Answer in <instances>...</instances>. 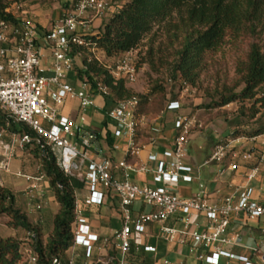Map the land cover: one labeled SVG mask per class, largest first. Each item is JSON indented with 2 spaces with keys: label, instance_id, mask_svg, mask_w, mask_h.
I'll return each mask as SVG.
<instances>
[{
  "label": "built area",
  "instance_id": "built-area-1",
  "mask_svg": "<svg viewBox=\"0 0 264 264\" xmlns=\"http://www.w3.org/2000/svg\"><path fill=\"white\" fill-rule=\"evenodd\" d=\"M76 1L75 11L64 14L48 33L43 34L44 39L52 46L53 63L50 77L44 74L38 51V38L42 34L40 27L31 19L16 17L8 9L5 13L12 15L17 23L0 20V110L12 121L26 125L34 131L38 136V143L43 141L53 151L55 148L60 149V169L65 175L82 181L89 193L83 202L75 199L74 247L85 250L88 264H129L127 257L132 251L133 234L142 235L149 225H163L177 214L189 217L194 213L203 214L209 221L205 232H178L169 227H163L162 232L168 239H173L178 234L189 235L197 247L230 244L226 234L232 214L244 213L251 219L264 217V203L255 201L253 189L248 187L238 196H229L217 205L209 204L208 195L204 190L189 199H183L174 192L175 187L191 184L194 175L199 174V169L187 163V149L196 124L195 119L176 116L174 129L177 136L172 146L161 156L152 154L148 157V162L153 164V167L100 157L91 138L82 134L81 125L86 122L84 114L88 108L95 105L94 97L99 95L108 100L110 93L101 85L92 91L89 84L82 83L80 90H77L67 82L69 75L74 72L76 59L81 58V55H71V45L87 49L92 58L99 61L115 80L124 81L127 85H134L138 80L140 57L137 50H132L117 58H104L107 60L104 63L100 59L102 53L90 40L93 36V32L90 33V23L93 19L102 18L110 10V5L107 0ZM90 14L93 17L89 16ZM69 100L79 101L82 112L80 125H75L59 110V107ZM109 103L111 108L106 117L109 120L111 135L125 142L127 157L140 159L145 149L139 142L145 119L140 114V99L133 97ZM181 108L178 101H173L168 104L167 110L177 113ZM43 122L49 125V129L45 128ZM9 125L10 121L7 127ZM6 131L0 129V187H3L1 173L11 172V163L17 151L24 149L31 142L28 135H11L10 141L5 142L3 137ZM158 132V129H153V134ZM261 140L264 141V134L249 139L237 137L220 141L206 165H222L226 160L232 159L235 162L227 168L230 172H237L252 165L246 175L247 181L252 182L264 170V151L238 152L236 147ZM156 141L154 137L149 140L152 145H155ZM41 168L39 167L36 175H15L28 183L26 193L31 201L42 196V184L48 179ZM139 173L152 175L154 186L132 182L131 176ZM110 194L119 200L123 219L122 229L117 231L114 237L118 257L108 260L95 259L97 245L101 244L107 248L111 240L101 239L93 232L85 209L102 206ZM138 202L148 209V212L136 211L134 206ZM37 209L42 208L38 205ZM29 239L31 242V236ZM137 251H140L139 247ZM143 251L154 253L156 249L144 247ZM21 253L28 264H37L38 256L32 246L26 247ZM223 257L236 258L218 248L212 256L200 259L208 264H219V259ZM236 259L242 264H254L248 258ZM67 264L76 263L74 259H70Z\"/></svg>",
  "mask_w": 264,
  "mask_h": 264
},
{
  "label": "trees",
  "instance_id": "trees-1",
  "mask_svg": "<svg viewBox=\"0 0 264 264\" xmlns=\"http://www.w3.org/2000/svg\"><path fill=\"white\" fill-rule=\"evenodd\" d=\"M122 6L103 23L99 32L90 40L96 45L105 59L117 58L132 50L156 28L162 27L166 34L167 49L173 54V61L165 63L163 48L155 51L151 46L148 63L154 72H158L157 62L172 70L175 81H181L191 88H197L201 78L218 54L225 48H237L240 42L247 41V50L236 64V83L222 85L215 93L214 108L239 105V115L256 119L264 112V0H121ZM7 4L0 0V20L17 23V20L5 13ZM71 55H81L82 66L75 65L76 79L89 84L91 90L100 85L109 93L108 101L118 102L138 97L141 106L147 104L155 92L163 93L156 86L150 95H137L124 81L115 80L108 70L91 53L82 47L71 45ZM246 103L250 107L245 106ZM261 127L252 137L264 134V113ZM10 121L9 127L7 123ZM0 129H6L10 135H28L31 142L25 146L32 148L30 153L41 160L59 212L54 216L52 229L46 242L39 227L34 226L27 215L19 208L16 195L7 187H0V221L8 218V226L22 230L31 236L32 247L38 260L37 264H67L69 251L74 246V207L76 190L85 188V184L73 176L65 175L59 166L58 154L43 141L38 143L37 134L29 127L18 124L0 110ZM84 136L98 140L100 134L83 131ZM236 135V133L234 134ZM111 147L113 139L109 132L105 136ZM32 146V147H31ZM22 241L15 237L0 238V264H19L22 259Z\"/></svg>",
  "mask_w": 264,
  "mask_h": 264
},
{
  "label": "crops",
  "instance_id": "crops-1",
  "mask_svg": "<svg viewBox=\"0 0 264 264\" xmlns=\"http://www.w3.org/2000/svg\"><path fill=\"white\" fill-rule=\"evenodd\" d=\"M63 12L64 10L54 14L52 26L62 18ZM42 27L46 28V25H40L41 29ZM98 32L99 30H96L92 35L95 36ZM38 51L41 57L42 67L45 70L44 74L50 77L52 75L51 67L53 63L52 46L44 39L43 34L38 38ZM76 65L77 67L82 66L81 58L76 59ZM67 82L75 89L80 90L81 83L76 79L74 72L69 75ZM94 100L95 105L86 110L84 114L86 122L81 126L83 131H94L100 134L98 140L91 138L96 153L100 157H110L115 161L125 160L128 164L133 165L148 164L153 167L154 165L148 162V157L152 154L161 156L166 149L172 146V142L177 136V131L174 129L175 118L177 115L184 116L181 110L177 113L170 112L167 113L166 120L157 119L149 127L143 125L144 128L147 127L145 129L147 137L141 138L139 134V142L145 149L140 159H136L127 157L125 142L115 139L111 135L109 120L106 117L107 111L111 108L109 101L99 95H96ZM61 107L62 109L60 112L62 115L70 118L75 125L81 124L80 119L82 112L79 101L69 100ZM200 127L201 126H199V128ZM154 128L158 129L159 132L153 134ZM107 132L110 133L113 139V145L111 147L107 144L105 139ZM191 136L190 138L192 139ZM151 137L156 138L157 141L155 145L150 144L149 140ZM227 140H230V138ZM220 141L222 140L218 142ZM218 142H216L214 146H208L203 142L191 141L189 143L187 149V163L193 168L199 169V174L194 175V180L191 184H181L175 187L173 189L174 192L183 199H189L201 190H204L208 195L209 204L217 205L229 196H238L248 187L253 189V199L259 203H264V170L261 171V174L255 180L248 182L246 175L248 168L252 165H249L248 168H241L237 172H230L227 170L228 166L235 162L232 159L226 160L222 165H206V162ZM236 151H264V141L247 142L241 147L237 146ZM15 166L13 159L11 167ZM37 172L28 175H36ZM17 173H21V171L17 170ZM17 173H15V175ZM16 178L19 181L18 183L13 185H6L3 183V187L9 188L16 195L19 208L23 210L34 226L39 228L41 225V228L49 226L60 208L55 202L54 194L50 189L48 179L42 184V196L35 201H31L26 193L28 183L22 178ZM152 178V175L144 173L131 176V180L134 183L154 186ZM75 195L76 198L83 202L89 193L85 187L84 189L76 190ZM47 201H49V203H47ZM38 205L41 206V210L37 209ZM134 208L136 211L148 212V209L143 208L142 204L139 202L135 204ZM85 211L93 232L101 239L108 238L111 240V244L107 248L102 247L101 244L97 245L94 258H103L104 260L114 257L117 258L118 251L116 249V240L114 237L115 233L121 230L123 226L119 200L110 194L106 197L102 206L88 207ZM208 225L209 221L207 218L203 214L198 213H194L189 217L177 214L163 225L151 224L147 227L144 234L132 235V251L127 257V261L129 264H165V262L169 264H208L200 258L212 256L219 248L236 258L244 257L250 259L254 264H264V217L251 219L244 213L232 214L226 234V238L230 241V244L226 245L212 244L208 247H197L189 235L183 236L178 234L173 239H168L162 232L163 227H169L178 232H205ZM0 228L4 230V233L0 234V238L2 239L9 237L18 238V234L24 232L22 230H15L7 224L3 225L1 221ZM24 234L28 236L26 232H24ZM138 247L140 251H137ZM144 247H152L156 249V252L145 253L143 251ZM69 257L70 259H74L76 264H88V260L85 257V250L81 247L73 246L69 251ZM236 258H220L219 264H242Z\"/></svg>",
  "mask_w": 264,
  "mask_h": 264
},
{
  "label": "rangeland",
  "instance_id": "rangeland-1",
  "mask_svg": "<svg viewBox=\"0 0 264 264\" xmlns=\"http://www.w3.org/2000/svg\"><path fill=\"white\" fill-rule=\"evenodd\" d=\"M7 4V9L14 13L16 17L23 19H31L39 27L40 25H46V28L41 29L42 34L48 33L52 29L54 22V14L61 12L69 14L76 9V0H4ZM110 5V10L105 15L98 19H93L90 23V33L101 28V25L108 21L110 17L116 12V10L122 6L121 0H107ZM17 5V6H16ZM89 16H92L90 14ZM90 20V18L88 19ZM247 41L240 42L237 48H225L223 54H218L214 61L209 64L208 68L204 72L199 86L197 88H191L185 85L181 81H175L172 77V70L167 65H160L157 62L158 72H154L148 63V52L150 47L153 46L155 51L160 47L164 49L163 55L158 54L155 56V60L162 57L165 63H171L173 61V54L170 49H167V39L165 31L162 27L156 28L155 31L149 35L139 46L137 52L140 57L139 62V76L134 85H127L137 95H150L153 93L156 86L162 87L165 91L163 93L155 92L151 95L147 104L140 108V114L145 118L144 124L149 127L155 120H166L168 104L173 101H178L181 104V111L183 115L188 118H196V124L192 132V139L190 142H203L206 145L214 146L219 140L226 141L227 139H233L237 137H245L247 139L253 136V133L261 127L259 120L262 118V114L256 119L243 118L239 115L238 104H232L225 108H214L213 103L216 101L215 93L217 89H220L222 85L232 86L236 83V64L244 57L247 50ZM100 59L107 62L104 56L101 54ZM247 107H250L249 103H246ZM62 107H59L61 111ZM264 121V119H263ZM264 124V122H263ZM46 129H49V125L43 122ZM199 126H201L199 128ZM146 127V128H147ZM146 128H141V138L147 137L145 133ZM236 133V135H234ZM11 135L6 131L3 140L5 142L10 141ZM32 147V146H31ZM32 148L19 149L14 157V166L11 167L10 173H1L2 182L6 185H13L18 183V179L15 173L21 171L22 174H35L39 166H41V160L34 157L30 150ZM55 152L58 154L60 161L61 150L55 148ZM49 203V201H47ZM8 218H3L1 224L8 223ZM8 225V224H7ZM51 225L40 230L43 235V241L46 242L50 236ZM3 228H0V234H3ZM18 239L22 241L21 251L26 247L32 246L30 239L24 234V232L18 234ZM19 264H28L26 258L22 256Z\"/></svg>",
  "mask_w": 264,
  "mask_h": 264
}]
</instances>
